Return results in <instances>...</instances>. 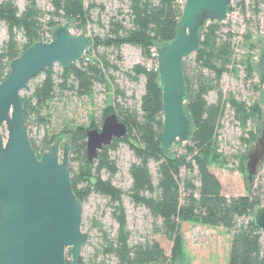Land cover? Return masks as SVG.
Instances as JSON below:
<instances>
[{"label":"trees","instance_id":"1","mask_svg":"<svg viewBox=\"0 0 264 264\" xmlns=\"http://www.w3.org/2000/svg\"><path fill=\"white\" fill-rule=\"evenodd\" d=\"M25 1L22 12H19L15 0L0 1V24H4L7 29V39L0 46V83L9 75L8 65L12 60L21 56L34 43L48 40L41 31L42 24L39 21L44 13L37 7L35 0ZM85 1L51 0L53 11L48 13L50 20L47 25L51 27L56 24L51 20L52 17L66 21H87L89 12L97 5L93 1L85 5ZM178 1L130 0L129 28L111 17L102 39L87 38L88 49L79 62L59 73H55L52 66L40 73L43 79L34 85L30 94L20 96L28 134H31V125L48 124L49 105L55 98V87L60 92L71 91L80 98L91 97L95 83H102L108 89L106 71L109 68L115 70L116 66L109 63L105 53H97L93 57L89 47L101 45L110 49L117 61L121 60V48L124 45L139 48L142 56L151 61L150 67L135 64L130 69L132 74L127 73L135 81L140 76L145 80L139 109L118 103V97L124 95L115 89L114 105H110L108 110L110 113L115 112L125 123L126 137L112 141L89 164L85 152V131L79 128L63 132L67 133L69 141L71 185L76 198L82 204L95 193L108 198L112 205V218L117 229L113 237L102 231V254L113 257L116 264H165L168 259L154 238L131 244L122 202V196L126 194L134 206L143 207L149 213L152 219L151 236H161L171 243V258H177L182 252L180 228L182 224L189 223L222 227L232 233L227 264H262V235L253 220L255 209L264 201L261 186L255 187L252 182L248 185L247 194L226 196L222 193L221 183L210 169L213 139L222 111L219 105L221 94L216 103H208L205 95L215 89L214 84L225 71V63L230 57L229 45L221 43L215 36L222 23H208L201 30L200 46L195 52L197 68L208 71L212 77L194 71L190 79L186 60L183 61L185 108L192 121L188 144L181 153H171L170 150L163 152L160 148L163 118L155 55L162 43L174 37L183 6ZM236 7L244 16L246 10L250 9L252 15L259 18V26L264 28V0H239L235 6L229 7L228 14ZM17 33L22 34L23 42L17 40ZM226 37L230 39L232 35L227 33ZM55 78L59 80L58 84ZM231 104L240 115H245L242 103L231 100ZM90 127L95 128L97 124L91 122ZM51 142L48 135L39 140L30 137L38 158L51 146ZM120 143L128 146L135 159L128 168L131 185L126 192L114 186L110 180L117 174L111 152ZM151 161L157 163L155 175L149 167ZM103 172L108 174V179L102 178ZM69 259L67 252L66 264H70ZM79 264H83L81 258Z\"/></svg>","mask_w":264,"mask_h":264},{"label":"water","instance_id":"2","mask_svg":"<svg viewBox=\"0 0 264 264\" xmlns=\"http://www.w3.org/2000/svg\"><path fill=\"white\" fill-rule=\"evenodd\" d=\"M233 0H184L174 37L156 49L157 82L161 90L160 148L168 152L175 143L188 142L192 121L185 108L183 61L200 46L201 30L208 23H223ZM88 49L82 32L58 26L49 42L39 41L12 60L9 75L0 83V264H79L84 236L83 203L76 198L70 175L69 146L59 138L38 158L31 146L20 93L30 80L48 67L69 69ZM255 76L264 89V43L257 50ZM5 130V137L2 135ZM89 164L114 140L127 135L115 113L106 115L100 128L85 131ZM264 164V133L245 156L247 182L251 184ZM253 220L262 235L264 264V202Z\"/></svg>","mask_w":264,"mask_h":264},{"label":"rangeland","instance_id":"3","mask_svg":"<svg viewBox=\"0 0 264 264\" xmlns=\"http://www.w3.org/2000/svg\"><path fill=\"white\" fill-rule=\"evenodd\" d=\"M1 1V0H0ZM51 0H35L37 7L44 13L39 20L42 24L41 31L49 42L54 29L58 26L67 25L69 31L82 32L88 39H102L107 30V24L111 17H115L126 28L130 27L129 4L130 0H86L93 1L97 7L89 12V18L85 22L66 21L61 18L52 17L56 22L49 27V12L53 11ZM239 0H233L235 4ZM22 12L26 6L25 0H15ZM259 18L252 15L250 9L246 15L237 7L228 14L225 22L216 32L217 40L229 45L230 57L225 63V71L216 82L215 89L205 95L208 103H216L219 93L221 94L220 107L221 117L216 130L211 154V172L217 177L222 186V193L226 196H240L247 194L248 185L244 172V160L247 152L260 136L264 133V89H260L255 76V65L257 50L264 43V34L259 26ZM230 33L232 38L228 39L226 34ZM248 36L247 39L245 37ZM17 40L23 42L21 33H17ZM7 39V29L0 24V46ZM220 44V43H219ZM91 55L105 53L109 63L116 69L109 68L106 71L108 89L102 83H95L93 95L89 98L77 97L71 91H63L55 87V98L49 105L47 125H31L29 138L39 140L44 135L51 138V145L59 138L61 146L69 144L65 130L83 131L93 129L91 122H95L100 128L103 118L110 114L109 106L114 105L113 92L117 89L124 95L118 97L117 101L125 107L139 109L140 99L144 93V78L138 77L137 81L131 79L127 73L135 64L150 67L151 61L145 59L139 48L124 45L121 48V60L117 61L115 53L99 45L97 48L89 47ZM186 60V70L190 79L193 74L201 71L206 77L212 75L206 70H200L195 63V53ZM53 71L59 73L62 69L53 65ZM195 71V72H194ZM251 71V72H250ZM43 79L42 75L36 76L27 84V89L20 95L30 94L35 84ZM55 83L59 80L55 78ZM231 100L242 103L245 107V115H240L232 106ZM111 107V106H110ZM115 113V112H112ZM116 114V113H115ZM105 115V116H104ZM104 116V117H103ZM85 133V132H84ZM2 135L6 132L2 129ZM188 142L175 143L171 153H181ZM112 159L117 166V174L110 180L114 186L126 192L131 179L128 174L129 165L135 160L132 152L125 143H120L117 149L111 152ZM150 170L155 175L157 163L151 161ZM103 179H108L107 173H102ZM254 186H261L264 199V164L259 168L254 180ZM122 202L126 212L127 229L130 233V242H144L154 238L163 248L168 259L165 264H227L229 247L232 233L222 227H208L184 223L181 225L180 234L182 239V252L177 258L170 257L171 243L161 236H151L152 219L143 207L134 206L129 197L122 196ZM264 202V201H263ZM81 232L85 237L81 249V261L83 264H116L111 256L102 254V231H106L112 237L115 235L117 224L112 218V205L108 198L92 193L83 202Z\"/></svg>","mask_w":264,"mask_h":264},{"label":"built area","instance_id":"4","mask_svg":"<svg viewBox=\"0 0 264 264\" xmlns=\"http://www.w3.org/2000/svg\"><path fill=\"white\" fill-rule=\"evenodd\" d=\"M178 3H179L180 5H183V4H184V1L179 0ZM261 28H262V27H261ZM262 34H264V28H262ZM44 42H45V41H44Z\"/></svg>","mask_w":264,"mask_h":264}]
</instances>
